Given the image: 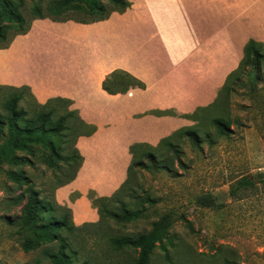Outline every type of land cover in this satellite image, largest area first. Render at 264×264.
Masks as SVG:
<instances>
[{
	"label": "rangeland",
	"instance_id": "374dc122",
	"mask_svg": "<svg viewBox=\"0 0 264 264\" xmlns=\"http://www.w3.org/2000/svg\"><path fill=\"white\" fill-rule=\"evenodd\" d=\"M13 1L17 4L20 2ZM55 1L57 0H23L20 10L27 20H32L36 6L41 7L42 12L47 15L46 7ZM131 3L129 9L133 7V2ZM137 11L136 9L135 12ZM135 12L131 14L129 22L137 31L138 26L144 28L145 25L134 19L137 15ZM124 13L115 12L107 20H112L113 15ZM68 16L70 20L63 22L50 18L34 19L26 34L11 38L6 46L0 43V80L14 84L34 79L42 82L45 79L42 75L45 73L32 76L34 67L39 64L45 66L50 62H58L57 64L65 65L67 61L88 64L97 49V42L93 39L94 26L101 21L77 22L83 14L75 11H70ZM39 20L46 24L41 27L42 37L32 32ZM150 34L157 36L160 31ZM15 43L41 48L38 51L44 57L40 55L35 59L25 54L18 56L15 52H4L14 47ZM0 85L9 87L0 89V110L6 96L14 92L10 87H30L27 84ZM31 92L33 93L30 87L20 102L28 110L34 109ZM130 93L132 99L133 92ZM33 95L36 98L34 93ZM114 99V107L95 106L91 114L98 115L102 120L106 118L107 121H118L119 117L116 115L123 109V100ZM57 107L61 111L65 109L61 104ZM72 108L77 109L81 115V110L74 102ZM149 111L151 110L139 112L134 118H147L152 115L147 114ZM126 114L128 113L121 115V118L125 117L123 122L133 125L134 122L127 121ZM221 115L227 116L231 122L232 132L225 138L217 137L212 124V119ZM183 119L185 125L182 127L196 125L192 120ZM198 119L205 133L214 135L213 145L203 134L200 146L194 145L190 140L181 141L178 155L174 152L167 153L168 149L164 148L159 159L165 161L166 158H173L175 165L172 171L166 170L163 165L149 170H136L126 186L121 200L132 208L138 206L135 196L151 195L154 198L156 204L148 207L146 216L125 224L112 219H99L94 224H84L73 233L62 231L75 252L73 264H134L138 253L132 249L115 250L110 238L145 234L152 229V223L164 214L172 216L168 239L164 240L170 260L162 248L157 246L149 264H226L227 260L232 264H264V72L256 84L251 82L250 76L243 74L232 85L230 92L222 95L211 109L201 112ZM62 148L64 155H67L71 149L67 139ZM48 157V150L39 145L35 156L31 158L33 165L20 168L31 178L35 188L41 192V197L55 204V190L70 178L73 170L64 160L50 165ZM180 159L183 164L179 163ZM18 168L3 166L4 170ZM243 177L253 180L255 185L239 186ZM233 189L236 190L234 194L231 192ZM19 193L21 190L6 173L0 171V264H53L50 255L58 251V242L44 244L30 252H25L22 248L23 237L17 225L21 207L14 203V197ZM199 195H210L215 205L199 206L196 203ZM117 206L118 204L114 205Z\"/></svg>",
	"mask_w": 264,
	"mask_h": 264
},
{
	"label": "crops",
	"instance_id": "0c3cea01",
	"mask_svg": "<svg viewBox=\"0 0 264 264\" xmlns=\"http://www.w3.org/2000/svg\"><path fill=\"white\" fill-rule=\"evenodd\" d=\"M130 1L132 9L94 26L97 49L88 64L68 61L65 65L39 64L32 76L47 74L42 75L45 78L42 82L34 79L14 84L0 80V84L29 85L41 103L52 97L69 98L81 110V117L97 126L93 135L77 140L84 161L76 178L55 190L57 203L71 209L77 226L100 219L97 208L88 198L90 190L100 197L111 196L126 181L131 144L157 145L185 125L184 119L176 116L150 115L136 119L135 114L144 110H174L186 114L208 106L216 99L228 74L238 67L246 42L253 38L264 43V0ZM133 12L137 14L134 19L144 23V28L138 26L136 31L131 26ZM40 21L43 20L33 26L35 35H40L42 25H46ZM156 30L160 31L159 35L150 34ZM39 49L15 43L4 52L36 59L43 56ZM115 69L140 78L146 83V89L131 90L132 99L130 92L109 95L102 83ZM114 98L123 100V109L116 115L118 121L102 120L91 114L95 106L114 107ZM126 112L127 121L134 122L133 125L123 122L125 117L121 115Z\"/></svg>",
	"mask_w": 264,
	"mask_h": 264
},
{
	"label": "trees",
	"instance_id": "16d2710c",
	"mask_svg": "<svg viewBox=\"0 0 264 264\" xmlns=\"http://www.w3.org/2000/svg\"><path fill=\"white\" fill-rule=\"evenodd\" d=\"M19 4L13 0H0V43L5 46L11 38L26 34L34 19L50 18L54 21L70 20V11L83 14L80 23H94L107 20L113 13H124L132 3L130 0H57L46 7L48 14L42 12V8L36 6L33 9L35 17L27 20L20 10L23 0ZM35 1V0H32ZM264 72V43L253 38L249 39L243 49V58L238 67L228 74L224 85L218 91L213 103L208 106L198 107L195 111L179 114L174 110H151L147 114L156 116H179L192 120L196 125L181 127L170 135L162 138L157 145L146 142L133 143L129 147L131 162L128 168L126 181L111 196L100 197L90 190L88 198L97 208L100 221L112 219L119 224L131 223L146 216L149 208L156 204L151 195L135 196L138 206L132 208L122 202L121 196L126 191L132 175L136 170H149L163 165L168 171L174 168L175 160L159 159L161 151L166 148L167 153H180L179 143L190 140L194 145L200 146L204 134L211 145L215 143L214 135L205 133L200 124L198 115L206 112L218 102L220 97L230 92L232 85L246 73L251 82L255 83L262 78ZM146 83L130 72L123 69H115L106 75L102 88L109 95H124L134 89L145 90ZM9 88L0 85V89ZM14 92L6 96L0 110V171L6 173L8 178L16 185L21 193L14 197V203L21 207L19 216V232L23 237L22 248L30 252L40 248L44 244L58 242L60 247L56 253L50 255L53 264H73L75 252L70 246L68 237L62 231L73 233L87 223L77 226L72 219L70 208L55 204L41 197V192L35 188L31 178L20 167L33 165L32 156H35L37 146L45 147L49 152V164L54 165L58 160H64L72 168L73 174L61 186L73 181L81 168L84 157L77 148V140L81 136H91L97 131V126L86 122L77 109L72 108L73 102L64 97L50 98L46 103H40L34 98V109H26L20 105L25 97V92L30 87H10ZM65 108L61 111L57 105ZM227 116H217L212 119L218 138L230 136L232 132L231 122ZM67 139L71 149L64 155L62 144ZM180 164L183 162L179 161ZM19 167L16 170H4L3 166ZM255 182L248 178H241L239 186H254ZM60 187V186H59ZM236 190L231 192L234 194ZM196 203L202 207H213L215 202L210 195H199ZM118 204L117 207H114ZM172 216L164 214L152 223V229L139 236H112L110 243L117 251L132 249L138 253L134 264H149L151 256L157 246H160L170 260V255L164 240L168 239ZM38 264V263H36ZM226 264H232L227 260Z\"/></svg>",
	"mask_w": 264,
	"mask_h": 264
}]
</instances>
